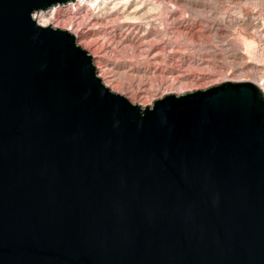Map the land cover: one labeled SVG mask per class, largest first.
<instances>
[{"label": "water", "instance_id": "95a60500", "mask_svg": "<svg viewBox=\"0 0 264 264\" xmlns=\"http://www.w3.org/2000/svg\"><path fill=\"white\" fill-rule=\"evenodd\" d=\"M0 0V264H264V91L142 106L75 35Z\"/></svg>", "mask_w": 264, "mask_h": 264}, {"label": "rangeland", "instance_id": "374dc122", "mask_svg": "<svg viewBox=\"0 0 264 264\" xmlns=\"http://www.w3.org/2000/svg\"><path fill=\"white\" fill-rule=\"evenodd\" d=\"M59 6L86 29L85 49L103 65L104 75L96 66L103 82L133 103L148 106L167 93L226 80L252 81L264 91V0H141L128 17L110 20L87 5Z\"/></svg>", "mask_w": 264, "mask_h": 264}, {"label": "bare ground", "instance_id": "6f19581e", "mask_svg": "<svg viewBox=\"0 0 264 264\" xmlns=\"http://www.w3.org/2000/svg\"><path fill=\"white\" fill-rule=\"evenodd\" d=\"M74 1L75 2H69V5L73 9H77V6H79V8H84L85 5H87V6H90V11H91L93 16H96L98 14H101V15L103 14L106 20H110V19H113L115 16H117V15H115L116 13H121V14L125 15L126 17H128V15L134 9H137V7L140 6L141 0H74ZM59 5H62V4H58L56 6H53L52 8H50L49 10H46V11H43V10L37 11L33 14V18L40 25H43V26H48V25L53 26L54 22H57V23L61 22V27L64 28L65 30L69 31L73 35H75L78 44L81 45L83 48H86V44H85L84 40H88L87 38L89 36L87 31H85L86 29L83 32L81 31L84 28L81 27V24L77 21V19L75 17L68 16V15H61L59 13V9H58L60 7ZM131 8H134V9H131ZM102 25H103V23H102ZM130 44L132 46L136 45L135 43H133V44L130 43ZM94 56H96V55L94 54ZM95 62H96L97 68L98 69L100 68L103 72V75H104L105 72L103 70V65L99 61H95ZM102 72L98 73L101 77L103 76ZM156 73H157V71H156ZM157 79H158L157 80L158 83L161 84L162 81L159 80V78H157ZM177 82H178V80H177ZM181 82H183V80H181ZM181 82H180V86H181ZM159 84H158V86H159ZM173 85H174V83H173ZM184 88H186V86H183L181 90H184ZM166 90L172 91L171 89H166ZM135 94H136L135 97L136 96L138 97L143 93L137 92ZM177 94H180V93H177Z\"/></svg>", "mask_w": 264, "mask_h": 264}]
</instances>
